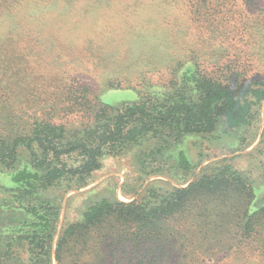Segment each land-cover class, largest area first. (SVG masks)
<instances>
[{
  "label": "rangeland",
  "instance_id": "1",
  "mask_svg": "<svg viewBox=\"0 0 264 264\" xmlns=\"http://www.w3.org/2000/svg\"><path fill=\"white\" fill-rule=\"evenodd\" d=\"M201 74L264 88V0H0V134L28 131L43 119L74 130L91 121V100L131 105L184 80L195 87ZM168 140L150 134L103 157L86 179L68 175L43 192L61 202L54 248L63 227L81 221L91 204L150 199V189L165 194L225 158L264 202V101L248 124L231 130L222 118L213 132ZM181 151L191 169L180 166ZM12 178L0 168L1 202L16 187ZM187 220H170V230L187 236L177 250L164 246L172 259L264 264L263 237L236 245L234 226L211 237ZM5 230L0 224V234Z\"/></svg>",
  "mask_w": 264,
  "mask_h": 264
},
{
  "label": "trees",
  "instance_id": "2",
  "mask_svg": "<svg viewBox=\"0 0 264 264\" xmlns=\"http://www.w3.org/2000/svg\"><path fill=\"white\" fill-rule=\"evenodd\" d=\"M198 77L195 87L184 80L131 105L116 108L91 100V121L74 130L43 119L28 131L0 134V168L12 172L16 185L9 199L0 201V224L6 228L0 234V264H53L54 257L58 264H181L183 259H172V251L163 250L170 243L177 250L181 238H187L169 228L170 220L186 216L188 226L206 229L211 237L228 225L235 228L236 245L252 246L257 236L264 242L259 231L264 202H256L253 183L225 158L165 194L150 189V199L91 204L81 221L63 227L54 248L61 202L42 193L61 179H86L101 167L103 157L117 156L150 134L164 142L179 141L188 134L213 132L222 118L231 130L248 124L264 101L259 85ZM179 162L183 169L192 168L183 151Z\"/></svg>",
  "mask_w": 264,
  "mask_h": 264
}]
</instances>
